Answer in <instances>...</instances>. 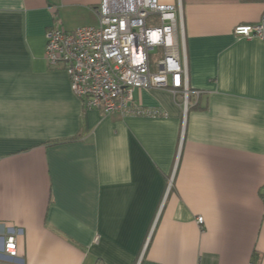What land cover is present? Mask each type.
Listing matches in <instances>:
<instances>
[{
    "label": "crops",
    "instance_id": "1",
    "mask_svg": "<svg viewBox=\"0 0 264 264\" xmlns=\"http://www.w3.org/2000/svg\"><path fill=\"white\" fill-rule=\"evenodd\" d=\"M99 2L0 0V229L21 228L17 264H264V41L233 34L264 0H181L200 90L183 124L161 88L134 98L164 116L85 110L47 64V28L96 23Z\"/></svg>",
    "mask_w": 264,
    "mask_h": 264
},
{
    "label": "built area",
    "instance_id": "2",
    "mask_svg": "<svg viewBox=\"0 0 264 264\" xmlns=\"http://www.w3.org/2000/svg\"><path fill=\"white\" fill-rule=\"evenodd\" d=\"M94 11L95 25L67 30L54 20L45 32L47 64L65 70L70 88L85 110L122 116H164L160 107L145 106L134 98L136 89L161 88L178 101L183 124L200 90L189 85L181 0L175 4L100 0ZM233 34L264 41V12L254 23L236 25ZM171 181L172 177L167 192ZM197 222L202 224L203 218L198 216ZM20 234L19 227L0 229V261L17 264Z\"/></svg>",
    "mask_w": 264,
    "mask_h": 264
},
{
    "label": "trees",
    "instance_id": "3",
    "mask_svg": "<svg viewBox=\"0 0 264 264\" xmlns=\"http://www.w3.org/2000/svg\"><path fill=\"white\" fill-rule=\"evenodd\" d=\"M255 260H257V258L254 256V261ZM255 263V262H254ZM253 263V264H254ZM94 264H104L103 262H102V260H100V259H97L96 261H95V263Z\"/></svg>",
    "mask_w": 264,
    "mask_h": 264
},
{
    "label": "rangeland",
    "instance_id": "4",
    "mask_svg": "<svg viewBox=\"0 0 264 264\" xmlns=\"http://www.w3.org/2000/svg\"><path fill=\"white\" fill-rule=\"evenodd\" d=\"M95 24H97V21H96V23H93L92 25H95ZM151 58H152V55H151ZM152 69H153V67H152Z\"/></svg>",
    "mask_w": 264,
    "mask_h": 264
}]
</instances>
